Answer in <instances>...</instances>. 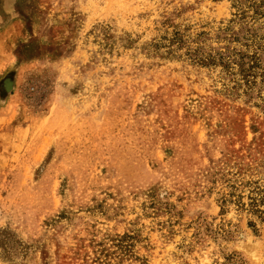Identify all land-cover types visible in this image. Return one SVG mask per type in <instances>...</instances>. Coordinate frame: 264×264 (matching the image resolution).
<instances>
[{"label": "rangeland", "instance_id": "374dc122", "mask_svg": "<svg viewBox=\"0 0 264 264\" xmlns=\"http://www.w3.org/2000/svg\"><path fill=\"white\" fill-rule=\"evenodd\" d=\"M257 189L264 0H0V264H264Z\"/></svg>", "mask_w": 264, "mask_h": 264}, {"label": "trees", "instance_id": "16d2710c", "mask_svg": "<svg viewBox=\"0 0 264 264\" xmlns=\"http://www.w3.org/2000/svg\"><path fill=\"white\" fill-rule=\"evenodd\" d=\"M248 209L256 214L260 220L264 221V189H257L256 196H250Z\"/></svg>", "mask_w": 264, "mask_h": 264}]
</instances>
